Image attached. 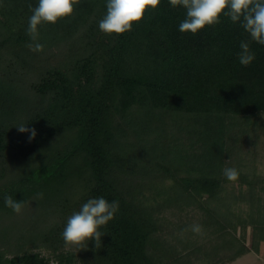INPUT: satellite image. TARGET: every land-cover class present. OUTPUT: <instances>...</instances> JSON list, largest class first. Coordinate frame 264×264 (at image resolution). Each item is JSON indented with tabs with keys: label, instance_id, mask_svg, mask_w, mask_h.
I'll return each mask as SVG.
<instances>
[{
	"label": "trees",
	"instance_id": "1",
	"mask_svg": "<svg viewBox=\"0 0 264 264\" xmlns=\"http://www.w3.org/2000/svg\"><path fill=\"white\" fill-rule=\"evenodd\" d=\"M37 3L0 0V264H233L259 252L264 185L241 152L260 138L264 45L228 16L183 33L186 10L169 0L108 35L106 0H78L33 51ZM241 41L255 53L248 66ZM99 196L120 204L101 242L66 244L67 218Z\"/></svg>",
	"mask_w": 264,
	"mask_h": 264
},
{
	"label": "clouds",
	"instance_id": "2",
	"mask_svg": "<svg viewBox=\"0 0 264 264\" xmlns=\"http://www.w3.org/2000/svg\"><path fill=\"white\" fill-rule=\"evenodd\" d=\"M173 7L186 10L185 19L179 24L183 33L199 34L202 30L220 23L223 16L240 23L252 40L264 45V0H169ZM78 0H38L31 8L27 32L31 37L28 47L33 51L43 50L38 40L40 28L44 24H56L74 15ZM161 0H106V13L99 21V29L108 35H122L130 32L134 24L143 21L149 10L159 8ZM239 62L248 66L255 60V53L247 41L240 42ZM22 133H29V140L35 139L37 130L28 125H18ZM229 181H236L239 172L234 167L223 170ZM42 195V194H41ZM4 204L15 213L22 212L23 201L11 195L4 196ZM118 200L109 201L103 196L90 197L79 210L68 218L62 231L66 244L80 245L89 241L101 242L102 229L113 221L119 212ZM199 232V227L193 229Z\"/></svg>",
	"mask_w": 264,
	"mask_h": 264
},
{
	"label": "rangeland",
	"instance_id": "3",
	"mask_svg": "<svg viewBox=\"0 0 264 264\" xmlns=\"http://www.w3.org/2000/svg\"><path fill=\"white\" fill-rule=\"evenodd\" d=\"M27 73L32 72L28 69ZM34 72V71H33ZM32 72V73H33ZM254 119L257 120L259 123V136L260 138L254 139V138H249L247 142L244 143L242 152H241V157L243 159L244 163V171L250 176L251 179L256 178L257 180L255 181L257 188L262 187L264 185V113H260L257 117ZM252 135V134H250ZM249 135V136H250ZM238 184H235V189H238ZM171 215L169 212L168 215ZM177 219L178 216H173L172 219L175 220ZM195 223H198L197 217L194 219ZM193 223V222H192ZM250 233V230H249ZM247 241L250 242V236L247 235ZM252 254L245 255L244 259L246 258H251ZM252 261V260H251ZM240 264V262L238 263Z\"/></svg>",
	"mask_w": 264,
	"mask_h": 264
},
{
	"label": "crops",
	"instance_id": "4",
	"mask_svg": "<svg viewBox=\"0 0 264 264\" xmlns=\"http://www.w3.org/2000/svg\"><path fill=\"white\" fill-rule=\"evenodd\" d=\"M249 254H252L251 258L244 259L245 256H243L233 264H238L239 262L240 264H264V243L259 247V252H251Z\"/></svg>",
	"mask_w": 264,
	"mask_h": 264
}]
</instances>
